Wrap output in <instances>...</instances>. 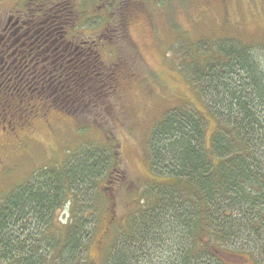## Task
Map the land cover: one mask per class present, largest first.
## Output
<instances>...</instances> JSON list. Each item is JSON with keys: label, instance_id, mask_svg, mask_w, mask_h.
Here are the masks:
<instances>
[{"label": "trees", "instance_id": "1", "mask_svg": "<svg viewBox=\"0 0 264 264\" xmlns=\"http://www.w3.org/2000/svg\"><path fill=\"white\" fill-rule=\"evenodd\" d=\"M57 1L71 3L84 13L95 4L94 0ZM116 1L114 7L112 0L97 2L100 13L110 14L102 17L107 24L102 27L114 37L124 36V16L136 12L132 0ZM180 49L186 78L216 122L215 131L207 145L200 114L186 105L166 112L152 131L146 153L153 181L141 193L140 207L134 208L128 225L125 222L108 264H155L156 259L157 264H232L222 254L235 256L236 252L224 247L241 246L243 251L246 242L258 253L248 252L251 260L264 257L262 69L252 47L235 38L184 41ZM95 65L91 90L81 79L78 104L63 109L75 115L80 129L101 125L99 120L110 109L107 98L125 72L123 64L116 62L105 66V79H100L101 69ZM102 123L109 152L100 147L84 149L66 165L40 170L0 201V264L78 261L96 208L88 190L98 188L111 174L124 179L117 170V143ZM131 189L140 192L139 185ZM83 201L89 210L78 215ZM65 210L68 218L63 223L57 213ZM161 250L168 256L151 255Z\"/></svg>", "mask_w": 264, "mask_h": 264}, {"label": "rangeland", "instance_id": "2", "mask_svg": "<svg viewBox=\"0 0 264 264\" xmlns=\"http://www.w3.org/2000/svg\"><path fill=\"white\" fill-rule=\"evenodd\" d=\"M98 1L94 0L95 3ZM132 1L136 12L124 16V36L115 34L114 52L108 49L103 55L107 66L117 62L123 64L125 72L119 79L118 87L115 86L111 100L107 98L109 111L99 120L102 126V122L107 124L111 138L117 143V170H120L124 181H120L117 174H111L107 181L104 179L99 183L98 188L88 190L96 208L88 223V237L83 241L85 249L78 261L70 260L68 264L109 263L113 245L119 242L120 233L127 221L132 219L134 208L140 207L138 200L142 197L141 193L153 181L146 153L152 131L166 112L186 105L200 114L205 122V141L209 145L216 122L186 78L178 54L182 53V42H197L201 38L238 39L252 47V55L264 75V0ZM116 4V0L110 2L112 7ZM100 11V8H96L95 16H90L89 20L107 26L102 17L110 14ZM54 114L51 124H46L42 119L32 125L29 130L33 133L34 140L31 141L34 142L29 141L21 151L12 145L0 148V201L16 187L34 179L40 170L66 165L84 149L100 147L108 152L111 149L102 134L101 125L80 129L76 121ZM132 185H139L140 192H132ZM87 205L83 201L76 214L81 215L89 210ZM63 212L59 211L57 216L64 223L68 215L65 214L66 210ZM202 241L209 243L207 239ZM243 247V251L240 250L241 246L224 247L236 253L235 256H230L229 252L222 254V258L232 264H264L263 256L256 257V261L249 258L250 251L258 255L251 245L246 242ZM151 255L168 256L162 250ZM158 261L156 259L153 263L157 264Z\"/></svg>", "mask_w": 264, "mask_h": 264}, {"label": "flooded vegetation", "instance_id": "3", "mask_svg": "<svg viewBox=\"0 0 264 264\" xmlns=\"http://www.w3.org/2000/svg\"><path fill=\"white\" fill-rule=\"evenodd\" d=\"M96 8L84 13L65 1H0V148L21 151L34 142L32 125L51 124L54 113L77 120L63 109L78 104L81 79L91 90L95 63L105 79L103 55L115 49L111 30L89 20Z\"/></svg>", "mask_w": 264, "mask_h": 264}]
</instances>
